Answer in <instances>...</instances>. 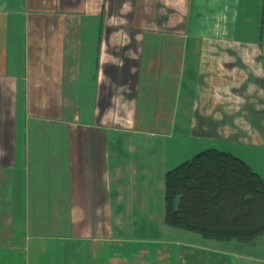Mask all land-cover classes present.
Here are the masks:
<instances>
[{
	"label": "crops",
	"instance_id": "obj_1",
	"mask_svg": "<svg viewBox=\"0 0 264 264\" xmlns=\"http://www.w3.org/2000/svg\"><path fill=\"white\" fill-rule=\"evenodd\" d=\"M167 6L178 33L112 29ZM209 148L264 180V0H0V264H264V236L164 222L165 173Z\"/></svg>",
	"mask_w": 264,
	"mask_h": 264
},
{
	"label": "trees",
	"instance_id": "obj_2",
	"mask_svg": "<svg viewBox=\"0 0 264 264\" xmlns=\"http://www.w3.org/2000/svg\"><path fill=\"white\" fill-rule=\"evenodd\" d=\"M167 226L220 242L264 236V180L238 156L215 148L164 175Z\"/></svg>",
	"mask_w": 264,
	"mask_h": 264
},
{
	"label": "rangeland",
	"instance_id": "obj_3",
	"mask_svg": "<svg viewBox=\"0 0 264 264\" xmlns=\"http://www.w3.org/2000/svg\"><path fill=\"white\" fill-rule=\"evenodd\" d=\"M168 2V0H167ZM82 9V8H81ZM132 8H116V10H118L116 13L113 12L114 16H112L110 18L111 20V24L114 25V27L112 28L113 30H122V31H127V35H130V32L132 31H145V32H160L162 33H178L180 30H182L184 28V21L186 18V8L182 7V6H178V7H146L143 8L144 13L142 14L143 17H138L136 19H140L142 20V27L137 25V20L134 21L131 17L128 16V18H126V14H128V12L131 10ZM96 10H99V7H96ZM119 11H121L119 13ZM139 15V13H138ZM134 16H136L134 14ZM133 16V17H134ZM106 19V18H105ZM84 24H83V30L85 32H89V31H94L96 33H98L101 30V25L102 22L104 20L103 15H94L92 17H89L88 19L84 18ZM133 20V21H132ZM160 22V24H157L156 22ZM90 22V24L88 25L89 28H91L89 30L88 26L86 23ZM225 23H221V22H217L215 24L212 23H208V31L213 35L214 33H216V30H218L221 26H223ZM227 25V24H226ZM141 27V29H140ZM205 28V29H207ZM199 29V27H198ZM203 29V28H202ZM203 29V30H205ZM259 29V24L258 23H247L246 21L242 22H238L237 23V30L239 31V33L241 34L242 31H247L250 35L256 30ZM201 30L200 32L202 33V35H200L199 37H203L205 34L203 33L204 31ZM87 34V33H86ZM204 34V35H203ZM198 36V35H196ZM210 36V35H209ZM210 40H208L209 45L213 44L215 45L216 41L220 43V39L218 38H214L211 37L209 38ZM202 43L204 41H201ZM207 42V41H206ZM128 45H131V40L128 39ZM205 45V43H204ZM205 141H207L206 139H203ZM200 141H198V138L194 137L190 139V145H189V149L191 152L197 150L199 147H201V143H199ZM216 144V143H215ZM247 154L246 159H249V161H251L252 163H256V165L258 166V169H262L264 168V155H257L256 153H252V152H248L245 153ZM264 173V172H263Z\"/></svg>",
	"mask_w": 264,
	"mask_h": 264
}]
</instances>
